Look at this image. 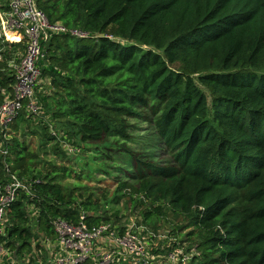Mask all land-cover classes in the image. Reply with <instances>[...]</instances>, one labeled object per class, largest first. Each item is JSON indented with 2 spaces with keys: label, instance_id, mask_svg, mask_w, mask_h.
Listing matches in <instances>:
<instances>
[{
  "label": "trees",
  "instance_id": "16d2710c",
  "mask_svg": "<svg viewBox=\"0 0 264 264\" xmlns=\"http://www.w3.org/2000/svg\"><path fill=\"white\" fill-rule=\"evenodd\" d=\"M10 1L0 0L1 7ZM36 4L51 25L69 31L43 43L38 64L43 130L53 122L66 131L51 132L44 145L68 136L89 159L83 170L93 162L95 175L117 183L113 200L133 192L129 202L141 209L142 222L172 216L188 230L186 248L175 239L152 246L155 261L181 249L191 255L187 264H264V0ZM25 50L18 43L3 52L0 105L16 86L9 60ZM43 78L57 89L52 95L42 91ZM197 81L211 91L210 102ZM26 114L13 126L8 161L22 179L42 182L10 208L2 242L38 264L59 219L77 224L85 213L91 226L123 218L104 211L113 200L65 188L59 173L33 165L21 171L28 149L17 135ZM30 206L39 210L34 228Z\"/></svg>",
  "mask_w": 264,
  "mask_h": 264
},
{
  "label": "built area",
  "instance_id": "2783aa9c",
  "mask_svg": "<svg viewBox=\"0 0 264 264\" xmlns=\"http://www.w3.org/2000/svg\"><path fill=\"white\" fill-rule=\"evenodd\" d=\"M68 32L61 24L51 25L36 0H12L8 9H0V61L9 44L25 43L26 47L22 55H13L9 60L16 86L13 95H8L0 105V264L29 263L31 256L24 259L19 255L18 258L16 253L4 247L2 240L6 237L10 208L22 195L33 197L34 187L42 182L40 179L28 182L13 170V163L8 161L10 130L22 112L39 113L35 89L41 77L38 64L44 57L43 43H48L53 34ZM72 34L80 36L75 31ZM28 214L34 228L39 210L30 206ZM86 218L82 213L77 224L64 219L55 223V241L41 243L45 247L42 255L45 252L47 263L46 247L51 244H54L55 255H51L54 264H187L191 259L181 249H175L166 261H155L143 245L141 233L148 232L145 226L132 221L89 226ZM180 257H183L182 261ZM42 258L36 262L41 264Z\"/></svg>",
  "mask_w": 264,
  "mask_h": 264
},
{
  "label": "rangeland",
  "instance_id": "374dc122",
  "mask_svg": "<svg viewBox=\"0 0 264 264\" xmlns=\"http://www.w3.org/2000/svg\"><path fill=\"white\" fill-rule=\"evenodd\" d=\"M11 2L12 0L10 3ZM0 9H3L1 4ZM197 85L208 96L210 102L212 100L211 91L198 81ZM40 86L45 94L52 95L54 91L57 90L51 85L50 80L46 78H43ZM38 92L41 93V89L38 90ZM42 115L43 113L41 109H39L38 114H26L28 122H25L26 125H22L20 127V131L17 135V139L28 149L25 163L22 165L24 168L21 171L24 174L27 172L29 173L30 171H28L27 167L29 165H33V168L38 171H42L44 174H47L50 171L52 173L56 172L63 175L64 178L62 183L65 188L70 190L88 189L91 191L90 195H94V199H99L105 196L108 197L109 201L115 199V197H117V183L108 178L101 177L98 173L95 175L94 172L99 169V166L93 164V162L90 164V169L83 170L85 162L87 163L89 159H86V156L76 146L72 145L73 142H70V138L68 136L60 143L56 140L54 143L44 145L45 138H47V135H50L51 132H54L61 137V133L58 130H61L62 133L66 131L64 130L65 127L63 128L62 125L54 124L53 122L50 129L46 131L43 130L41 123H45V119L42 118ZM17 122L18 120L15 124ZM15 124H13V126ZM13 126L10 130V140L16 136V131ZM137 196L138 195L133 194V192L126 193L124 196L119 195V200H113L114 203L105 205L104 211H109L112 216L115 215V212H121V216L123 218L122 222L132 221L146 225L148 232L141 233V235L143 238L144 248L147 249L148 254L149 249L152 246L163 245L164 247H167L168 243H171L174 239L177 241V244L180 242V245L185 248L190 245V242L181 243L182 241L187 240L186 234L188 233V230H181L182 225H179V223L175 221L172 216H157L151 223L146 224L142 222L143 215L141 213V209L135 211V205H132L129 202L130 198H137ZM156 227L157 229L155 230ZM46 250L49 256V262L47 263V260L42 258L40 261L41 264H50V262L51 264H54V260H51V255H55L54 244L48 245ZM29 256L30 254L26 251L23 253L22 258L28 259ZM41 256L42 252L40 253V257ZM188 257L191 258V255L189 254Z\"/></svg>",
  "mask_w": 264,
  "mask_h": 264
}]
</instances>
